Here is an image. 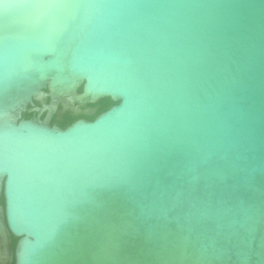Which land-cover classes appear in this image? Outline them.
Masks as SVG:
<instances>
[{"label":"water","instance_id":"water-1","mask_svg":"<svg viewBox=\"0 0 264 264\" xmlns=\"http://www.w3.org/2000/svg\"><path fill=\"white\" fill-rule=\"evenodd\" d=\"M12 262L264 264V0H0Z\"/></svg>","mask_w":264,"mask_h":264},{"label":"flooded vegetation","instance_id":"flooded-vegetation-1","mask_svg":"<svg viewBox=\"0 0 264 264\" xmlns=\"http://www.w3.org/2000/svg\"><path fill=\"white\" fill-rule=\"evenodd\" d=\"M103 99H110V98L105 97V98L98 100L95 103H88L85 106H77L75 104V105L66 107L62 103H59L57 108L51 113V116L49 118L50 123L52 125L55 124L62 128H65L79 118H84L86 120H93L98 114L107 110L108 108H110L112 105L116 103L114 101L113 103H109V101H107L108 105L106 106V108H103L104 107L102 103ZM48 101H49L48 98H43L42 100H34V105H29L26 111L22 113V117L25 119H31V118H37V117H40L41 119L46 118L48 116V110L37 111L35 108L42 107L43 104L47 103ZM69 118H74V119L70 123L63 126L62 122L65 119H69ZM18 239H19L18 237L11 234V244L14 249H15ZM10 264H15V262H12Z\"/></svg>","mask_w":264,"mask_h":264},{"label":"trees","instance_id":"trees-1","mask_svg":"<svg viewBox=\"0 0 264 264\" xmlns=\"http://www.w3.org/2000/svg\"><path fill=\"white\" fill-rule=\"evenodd\" d=\"M81 90V89H80ZM107 101H109V103H113L112 100L110 99H103L102 103L104 105L103 108H106V106L108 105ZM74 118H69V119H65L63 122H62V125L65 126L66 124L70 123ZM1 203L4 204V198L2 197L1 198Z\"/></svg>","mask_w":264,"mask_h":264}]
</instances>
